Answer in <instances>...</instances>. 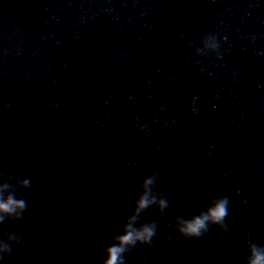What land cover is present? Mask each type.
<instances>
[{
  "label": "water",
  "instance_id": "water-1",
  "mask_svg": "<svg viewBox=\"0 0 264 264\" xmlns=\"http://www.w3.org/2000/svg\"><path fill=\"white\" fill-rule=\"evenodd\" d=\"M207 33L219 60L192 54ZM0 172L32 183L6 264H101L152 172L171 207L127 264H242L244 233L264 242V0H0ZM217 195L229 233L163 243Z\"/></svg>",
  "mask_w": 264,
  "mask_h": 264
},
{
  "label": "clouds",
  "instance_id": "clouds-1",
  "mask_svg": "<svg viewBox=\"0 0 264 264\" xmlns=\"http://www.w3.org/2000/svg\"><path fill=\"white\" fill-rule=\"evenodd\" d=\"M178 38L184 40L185 34L179 32ZM252 39L255 40V37ZM220 47L221 42L217 34L207 33L200 38L192 54L201 57L214 56L219 60ZM21 167L17 165V171ZM5 175L8 176L7 179H4ZM221 175L226 177L227 173L222 172ZM157 176V172H152L140 181L139 191L131 202L127 215L124 216L118 231L111 237V243L103 249L101 264H127L126 257L133 249L141 246L148 249L154 247L158 231L165 227L161 221L165 219L171 207V200L156 187ZM224 187L226 192H233L231 183H226ZM31 188L30 177L0 172V225L14 226L24 219V213L28 208L25 193ZM234 191L235 195L241 196V204L246 205L247 197L241 195L242 190L235 188ZM230 204V195L212 196L201 209L190 215L180 213L171 216V230L164 236L163 243H173L176 236L202 240L213 228L220 233H229L231 225L227 217L231 215ZM151 209L155 210L156 218H143V214ZM243 239L245 248L242 264H264V242L250 239L247 232L244 233ZM17 245L27 246L28 241L14 228L0 234V264H6ZM143 264H148L147 257L144 258Z\"/></svg>",
  "mask_w": 264,
  "mask_h": 264
}]
</instances>
